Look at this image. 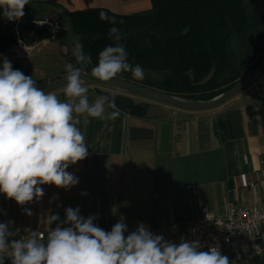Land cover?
Masks as SVG:
<instances>
[{"label":"crops","instance_id":"1","mask_svg":"<svg viewBox=\"0 0 264 264\" xmlns=\"http://www.w3.org/2000/svg\"><path fill=\"white\" fill-rule=\"evenodd\" d=\"M243 2L249 21L264 16V0ZM40 3L58 6L60 9L50 8V12L61 15L63 11L96 8L136 15L152 9L151 0H29L28 5ZM50 42L29 48L27 57L16 62L17 67L38 80L57 79L55 75H60L67 64L51 69L52 79L41 76L48 75V55L40 47ZM85 86L89 101H94L99 88ZM56 94L65 99L62 90ZM120 112L115 120L88 117L89 123L78 125L89 155L67 169L79 178L77 185L70 189L41 185L44 195L40 200L4 206L1 221H14L9 228L20 229L17 236L26 235L25 228L46 233L49 226L45 221L50 214L60 218L50 226L54 229L66 219L67 208L79 207L83 217L96 216L94 223L102 229L123 216L128 230L143 223L151 231L175 237L200 216L203 208L223 216L233 206L264 204L262 81L210 111L179 110L167 120ZM84 192L87 194L82 195Z\"/></svg>","mask_w":264,"mask_h":264},{"label":"clouds","instance_id":"2","mask_svg":"<svg viewBox=\"0 0 264 264\" xmlns=\"http://www.w3.org/2000/svg\"><path fill=\"white\" fill-rule=\"evenodd\" d=\"M29 0H0V13L9 21L24 17ZM102 21L110 25L123 24L107 12L99 13ZM108 38L114 43L106 46L98 55L97 64L90 75L98 81H112L122 72H131L136 80L144 79V70L128 62V53L120 41L121 30L112 26ZM72 54L76 67L65 66V83L61 100L56 92H45L37 87L32 76L14 69L11 61L3 58L0 70V193L25 205L40 200L44 191L41 185H55L70 189L79 183V178L67 171L71 165L88 157V145L81 128L88 117L115 120L121 112L115 96L99 95L90 102L89 89L85 86L89 73L84 66L91 63L79 35L74 37ZM111 109V111H108ZM81 117H85L82 121ZM84 192L82 195H86ZM25 213L32 215L25 209ZM261 216L260 209H253ZM66 219L50 214L45 223V232L25 228L27 235H19L20 229L11 231L14 221L0 222V264L5 258L11 264H231L221 253L218 245L200 251L198 241L181 238L179 244L154 234L143 223L127 236L124 217L105 231L94 223L96 216L80 215V208L69 207ZM67 225V226H65Z\"/></svg>","mask_w":264,"mask_h":264},{"label":"trees","instance_id":"3","mask_svg":"<svg viewBox=\"0 0 264 264\" xmlns=\"http://www.w3.org/2000/svg\"><path fill=\"white\" fill-rule=\"evenodd\" d=\"M151 4L150 11L136 15L116 14L103 8L63 11L74 45V37L79 35L85 53L91 56V63L84 66L85 72L90 73L100 51L114 43L108 38L112 26L121 30L120 42L126 48L128 62L133 66L139 64L144 70L143 80L134 79L131 72H122L115 78L187 101L214 100L264 59V16L249 21L243 0H151ZM50 8L60 9L46 3L26 5L24 17L17 21H9L0 13V49L6 51L18 42L33 46L52 38L66 46L64 35L53 34L39 24L45 21ZM101 11L117 21L123 20V24L102 21ZM70 63L80 67L73 55ZM32 78L41 89L47 85ZM99 95L112 96L102 91ZM114 96L120 111L146 118L131 99ZM261 261L255 258L246 264Z\"/></svg>","mask_w":264,"mask_h":264},{"label":"built area","instance_id":"4","mask_svg":"<svg viewBox=\"0 0 264 264\" xmlns=\"http://www.w3.org/2000/svg\"><path fill=\"white\" fill-rule=\"evenodd\" d=\"M41 24L46 28L57 26L52 17ZM28 51L29 48L18 42L6 51L0 49V58L2 60L3 57L9 56L12 61H19L27 57ZM259 80L264 83V75ZM15 203V200L8 199L3 193H0V222H2L1 214L4 206ZM254 208L260 209L261 216L254 215ZM113 226L107 225L104 230L111 231ZM135 230H127L125 236ZM152 232L156 235H163L165 240L176 244L180 243L181 238L187 241H198L200 251H208L209 247L218 245L221 253L227 256L230 261L235 264H246L250 259L264 257V204L233 206L223 216L213 215L208 208H203L200 216L187 223L175 237L168 236L159 230ZM22 236L25 235L10 237L9 242L11 239H19ZM5 264H11V260L5 258Z\"/></svg>","mask_w":264,"mask_h":264},{"label":"water","instance_id":"5","mask_svg":"<svg viewBox=\"0 0 264 264\" xmlns=\"http://www.w3.org/2000/svg\"><path fill=\"white\" fill-rule=\"evenodd\" d=\"M48 29L53 33H57V29L53 27H48ZM0 70H2V60L0 58ZM264 75V59L261 64L256 68L251 70L243 79L238 81L231 89L227 90L225 93L215 98L214 100L207 102H193L181 99L179 97L164 93L162 91L152 89L143 85L128 82L122 79L114 78L109 82H102L96 80L89 75L86 77L87 83L89 85L108 87L112 89H118L129 95L139 97L154 103L162 104L168 107H172L178 110L188 111V112H205L210 111L233 100L241 93L246 91L251 85L258 81ZM65 76L57 78L52 82L48 83L42 90L47 92L52 90L57 92L62 90V85L65 83Z\"/></svg>","mask_w":264,"mask_h":264},{"label":"rangeland","instance_id":"6","mask_svg":"<svg viewBox=\"0 0 264 264\" xmlns=\"http://www.w3.org/2000/svg\"><path fill=\"white\" fill-rule=\"evenodd\" d=\"M51 17H52L55 25L57 24V26H54L57 29V33L60 32L66 38V46H62L59 41H57L55 38H52L49 40H45V41L51 40L52 42L48 43L47 45H42L40 47L42 50L45 49L47 52V55H48V59H47V63H46V66L48 67L46 69V72L48 75H41V76L47 77L50 79L53 78V77L51 78V76H53V75H51V72H52V70H56L55 69L57 67L56 65H59V66L61 65L64 68L63 65L70 63V59L72 58V55H73L72 50L74 47V41L72 38L71 29L66 24L65 16L61 15L57 12H50L44 20L46 21L47 19H50ZM42 22H44V21H42ZM39 24L42 25L41 22H39ZM45 41H43V42H45ZM43 42H40L38 44H41ZM35 45H37V44H35ZM35 45H33V46H35ZM33 46H26L25 45V47H27V48H31ZM10 61H11L13 67L17 66L16 62H18V61H15V62L12 60H10ZM64 73H66L65 70L60 75H55V76H59L58 78L66 76V74H64ZM62 74H64V75H62ZM147 76L151 77V75H149V74H147ZM43 81L46 82L47 84L52 82V81L49 82L47 79H45ZM97 87L99 88L100 91H102L104 93H110V94L116 95V96H125L128 99H131L134 102V104L137 107H139V113H143L144 115H147V116H153L158 120H167V119L172 117L173 113H176L179 111L178 109H175L172 107H168V106H165L162 104L154 103V102H151V101L139 98V97L129 95V94L124 93L118 89H112V88H108V87H99V86H97ZM252 260H254V259H250L249 263ZM261 260L262 261L258 264H264V257H262Z\"/></svg>","mask_w":264,"mask_h":264}]
</instances>
